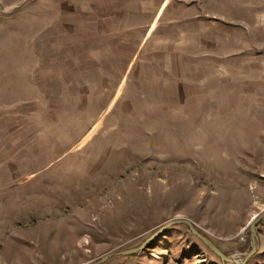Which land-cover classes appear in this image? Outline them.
<instances>
[{
  "label": "rangeland",
  "instance_id": "obj_1",
  "mask_svg": "<svg viewBox=\"0 0 264 264\" xmlns=\"http://www.w3.org/2000/svg\"><path fill=\"white\" fill-rule=\"evenodd\" d=\"M263 213L264 0H0V264H94L179 219L243 264ZM214 253L178 224L105 264Z\"/></svg>",
  "mask_w": 264,
  "mask_h": 264
},
{
  "label": "water",
  "instance_id": "obj_2",
  "mask_svg": "<svg viewBox=\"0 0 264 264\" xmlns=\"http://www.w3.org/2000/svg\"><path fill=\"white\" fill-rule=\"evenodd\" d=\"M264 218V213L258 217L256 219V221L254 222L253 226H252V240H253V251L247 256V258L245 259L244 263L245 264L248 259L255 253L257 252L258 249V244H259V236H258V232L256 230V226L257 224ZM178 224H183L188 226V228L190 229V231L198 238L200 239L207 247H209L213 252H215L218 256L221 257V259L223 260V262L225 263H232V259L230 257H228L218 246L217 244L207 235L203 234L197 227L196 225L187 219H179V220H173L170 221L169 223H167L164 227H162L158 232H156L154 235H152L143 245H141L140 247L136 248V249H130L127 251H123L120 253H113L110 255L105 256L103 259H101L100 261L94 263V264H105L107 261H109L110 259L113 258H117V257H121V256H126V255H131V254H135V253H139L141 251H143L150 243H152L154 240H156L157 238H159L160 236H162L166 231H168L170 228H172L175 225Z\"/></svg>",
  "mask_w": 264,
  "mask_h": 264
},
{
  "label": "trees",
  "instance_id": "obj_3",
  "mask_svg": "<svg viewBox=\"0 0 264 264\" xmlns=\"http://www.w3.org/2000/svg\"><path fill=\"white\" fill-rule=\"evenodd\" d=\"M215 255H216V253H214ZM220 260H221V262L223 263V261H222V259H221V257L220 256H218V255H216ZM223 264H225V263H223Z\"/></svg>",
  "mask_w": 264,
  "mask_h": 264
}]
</instances>
